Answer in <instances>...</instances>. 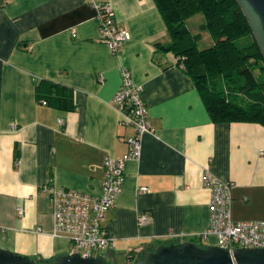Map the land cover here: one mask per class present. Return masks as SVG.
Wrapping results in <instances>:
<instances>
[{
	"label": "crops",
	"instance_id": "crops-1",
	"mask_svg": "<svg viewBox=\"0 0 264 264\" xmlns=\"http://www.w3.org/2000/svg\"><path fill=\"white\" fill-rule=\"evenodd\" d=\"M93 2L108 3L128 33L117 55L99 40L97 9L86 0H0V250L40 264L69 252L66 237L53 234L41 186L95 196L103 158L127 152L134 129L112 101L121 67L140 87L153 131L141 136L139 157L124 162L120 191L100 220L113 238L106 262L129 264L170 242L214 245L198 237L208 225L204 171L231 183L233 219H263L264 125L209 118L175 57L154 47L170 36L153 0ZM43 80L69 88L72 109L45 104Z\"/></svg>",
	"mask_w": 264,
	"mask_h": 264
},
{
	"label": "built area",
	"instance_id": "built-area-1",
	"mask_svg": "<svg viewBox=\"0 0 264 264\" xmlns=\"http://www.w3.org/2000/svg\"><path fill=\"white\" fill-rule=\"evenodd\" d=\"M86 1L97 9L99 40L117 55L129 38L128 33L116 26L113 10L108 3ZM119 76V87L112 96V101L122 112L121 122L131 125L134 135L127 140V152L121 157L106 155L103 158V177L99 181L98 193L91 196L78 190L57 187L49 182L41 186L48 197L53 234L60 233L66 237L69 241L68 253L89 256L93 255V251L112 246L113 238L100 225V220L104 212L114 204L120 191L124 162L139 157L141 136L153 131L146 106L139 95L140 87L133 81L130 70L121 67ZM58 122L62 123V120L59 119ZM202 185L209 190L208 225L198 236L199 240L212 236L215 239L214 245L225 248L230 255L235 248H264V218L235 220L231 217V183L221 181L204 171ZM137 190L145 192L147 188L140 186ZM17 211L20 212V209L17 208ZM145 221L143 215L137 218L138 225ZM179 236L183 234L180 233Z\"/></svg>",
	"mask_w": 264,
	"mask_h": 264
},
{
	"label": "trees",
	"instance_id": "trees-1",
	"mask_svg": "<svg viewBox=\"0 0 264 264\" xmlns=\"http://www.w3.org/2000/svg\"><path fill=\"white\" fill-rule=\"evenodd\" d=\"M170 42L154 47L170 52L192 79L212 121H256L264 125V64L251 31L234 0H153ZM201 13L213 39L198 49L200 33L190 34L186 19ZM45 104L70 110V90L43 80ZM240 94V95H239ZM239 95V96H238ZM194 243L202 246L197 241Z\"/></svg>",
	"mask_w": 264,
	"mask_h": 264
},
{
	"label": "water",
	"instance_id": "water-1",
	"mask_svg": "<svg viewBox=\"0 0 264 264\" xmlns=\"http://www.w3.org/2000/svg\"><path fill=\"white\" fill-rule=\"evenodd\" d=\"M241 11L264 64V0H234ZM232 256V258H231ZM233 260V261H232ZM0 264H40L27 255L0 250ZM50 264H108L101 254L80 256L67 253ZM131 264H264V248H235L231 255L216 245L198 246L193 241L159 244L142 251Z\"/></svg>",
	"mask_w": 264,
	"mask_h": 264
},
{
	"label": "rangeland",
	"instance_id": "rangeland-1",
	"mask_svg": "<svg viewBox=\"0 0 264 264\" xmlns=\"http://www.w3.org/2000/svg\"><path fill=\"white\" fill-rule=\"evenodd\" d=\"M204 22L203 16L201 13H195L186 19V27L190 34L200 33V39L197 41V48L203 49L209 47L213 44V39L210 35V32L207 29L201 30L199 28L200 24ZM240 95V94H239ZM238 95V96H239ZM97 253L106 255V249H100L98 251H93L92 254L96 255ZM121 262H124L121 260ZM109 264V263H108Z\"/></svg>",
	"mask_w": 264,
	"mask_h": 264
}]
</instances>
